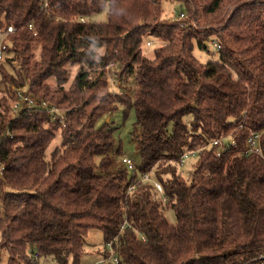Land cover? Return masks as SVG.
<instances>
[{
  "label": "trees",
  "instance_id": "16d2710c",
  "mask_svg": "<svg viewBox=\"0 0 264 264\" xmlns=\"http://www.w3.org/2000/svg\"><path fill=\"white\" fill-rule=\"evenodd\" d=\"M163 1L0 0V31L16 28L0 60L8 264H81L93 230L104 264L109 242L119 264H264V0H178L184 17L171 22ZM152 37L164 43L151 59ZM209 43L219 59L204 63L194 52ZM114 64L124 92L110 90ZM17 92L37 105L14 110ZM120 108L136 115L132 168L115 161ZM219 139L232 144L220 157L209 145Z\"/></svg>",
  "mask_w": 264,
  "mask_h": 264
},
{
  "label": "rangeland",
  "instance_id": "374dc122",
  "mask_svg": "<svg viewBox=\"0 0 264 264\" xmlns=\"http://www.w3.org/2000/svg\"><path fill=\"white\" fill-rule=\"evenodd\" d=\"M163 6V14H162V20L171 22L174 20H177L180 17V13L184 12V6L182 3H180L178 0H164L162 3ZM96 21H104L107 20V13L106 11L96 14L92 18ZM148 41H151V45H148ZM159 43H164L160 39L156 38H146L145 43L143 44V51L145 55L149 58H154V52L155 49L160 45ZM209 52L207 50H200L198 48L195 49V54L198 57V59L201 62H207L209 60H218L219 54L216 49L213 48V46L209 43ZM35 57H39L40 54V47L36 46L34 51ZM18 66V63L17 65ZM10 68V67H9ZM78 70V67H71L70 68V80L66 84V86H69L70 82L72 81L73 77L75 76L76 72ZM13 71V70H12ZM119 71L118 64H114L111 67L107 69V72L110 76L109 82H110V90L115 93L124 92V84L117 82V76L115 73ZM50 84L54 86V82L51 80ZM2 87V85H0ZM3 88V87H2ZM1 111V110H0ZM109 120V119H108ZM136 120L135 111L131 110L127 115L124 113V109L120 108L118 111L112 114L110 116V121L117 128V130L114 133L115 136V142L117 147H121L123 153L116 157V165H121L120 162V156L126 155L129 157L132 161L136 162L139 158L138 155V144L137 141L133 140V136L131 134L133 130V125ZM59 141H54L51 145V149H54ZM195 162L194 158H190L186 160L185 164L180 167V171L182 172L183 176L185 178H189L192 165ZM151 176V175H150ZM151 181L152 178L150 177ZM167 218L170 222L175 221V214L173 211L167 212ZM103 234L101 231L93 230L90 231L87 236V246L85 255H83L81 264H96L103 256ZM0 264H8V253L4 250L0 249Z\"/></svg>",
  "mask_w": 264,
  "mask_h": 264
},
{
  "label": "built area",
  "instance_id": "2783aa9c",
  "mask_svg": "<svg viewBox=\"0 0 264 264\" xmlns=\"http://www.w3.org/2000/svg\"><path fill=\"white\" fill-rule=\"evenodd\" d=\"M44 2H45V6L48 5V0H44ZM180 17H184V14L182 13L180 15ZM29 29H33L32 24H29ZM15 31H16V28L13 26L7 27L2 32L0 31V39H1L0 40V60L4 59L6 56L7 45L4 42V37L10 35L11 33L15 32ZM148 45H150V42H148ZM215 46H217L216 42H215ZM37 103H38V101L34 97L27 95L25 92H17L16 93V100H15L12 107L16 111L21 109L22 106H25L28 109H32L33 107H35L37 105ZM42 105L47 106L45 101H43ZM52 111L56 112L57 109L55 107H52ZM258 138H259V134L253 133V134H251L249 141L251 143V147L255 146L256 150L260 151L259 147L257 146ZM209 145L217 146L216 153H217V156H219V157L221 156L223 151H225L227 148L232 147V144L229 143L226 139L215 140V141L211 142ZM200 152H201L200 150H193V151L185 153L184 156L182 157L183 163H185L186 160H188L190 158H196ZM120 161L127 164L129 168L133 167V161L127 156H122ZM144 180H150V175H144ZM155 185L158 188V190L161 193H163L162 186L157 182H155ZM106 246L110 250V257H109L110 261L113 264H119V258L117 257V254L113 249V243L109 242V243H107ZM106 261L107 260H105V258L102 257L96 264H104V263H106ZM49 264H53V263H49Z\"/></svg>",
  "mask_w": 264,
  "mask_h": 264
}]
</instances>
